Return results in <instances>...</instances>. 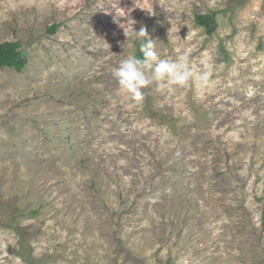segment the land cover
Listing matches in <instances>:
<instances>
[{
  "label": "rangeland",
  "instance_id": "rangeland-1",
  "mask_svg": "<svg viewBox=\"0 0 264 264\" xmlns=\"http://www.w3.org/2000/svg\"><path fill=\"white\" fill-rule=\"evenodd\" d=\"M129 19L209 83L120 91ZM5 42L0 264H264V0H0Z\"/></svg>",
  "mask_w": 264,
  "mask_h": 264
},
{
  "label": "clouds",
  "instance_id": "clouds-1",
  "mask_svg": "<svg viewBox=\"0 0 264 264\" xmlns=\"http://www.w3.org/2000/svg\"><path fill=\"white\" fill-rule=\"evenodd\" d=\"M116 23L124 30L127 43L131 37L136 44L138 43L143 55L140 59L134 54H129L112 70L119 90L126 93L133 101H142L143 90L153 83L157 85V90L183 88L190 83L206 86L209 83L211 72L206 63L203 67H198L195 60L190 59L187 51L174 59H162L156 48V42L151 39L146 27L141 26L136 30L134 27L136 22L131 19L128 20L127 25L120 23L119 20Z\"/></svg>",
  "mask_w": 264,
  "mask_h": 264
},
{
  "label": "trees",
  "instance_id": "trees-1",
  "mask_svg": "<svg viewBox=\"0 0 264 264\" xmlns=\"http://www.w3.org/2000/svg\"><path fill=\"white\" fill-rule=\"evenodd\" d=\"M196 24L198 26H201L206 29L207 33L209 35L215 34L217 30V21L215 20L214 16H211L209 14L207 15H197L196 16ZM57 26L51 27L49 30L53 34L56 30ZM21 44L19 42H5L0 43V70L3 69H14L18 73H21L25 70V68L28 65V60L21 52ZM138 51L136 54L137 58L142 59L143 55L139 49V45L137 47ZM149 116L153 118H160L163 120H168L169 117H165L164 115L155 112L151 107L148 109ZM15 220H13V223H11L9 226L15 230L16 233L19 235H23V230L21 228H16L14 226ZM28 243L25 241V239H21V254L20 256L25 260L27 264H41L37 263V261H34L31 259V250L30 247L27 245ZM27 255V256H26Z\"/></svg>",
  "mask_w": 264,
  "mask_h": 264
}]
</instances>
